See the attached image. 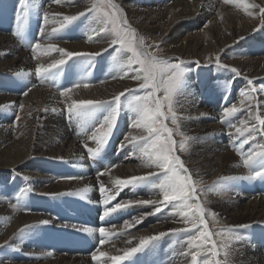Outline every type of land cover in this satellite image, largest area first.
<instances>
[{"label": "bare ground", "instance_id": "bare-ground-1", "mask_svg": "<svg viewBox=\"0 0 264 264\" xmlns=\"http://www.w3.org/2000/svg\"><path fill=\"white\" fill-rule=\"evenodd\" d=\"M16 2H20V5L17 4L19 10H13L12 5ZM22 3L27 7L26 15L36 19L35 41H38L39 49L35 47L36 44H33V48L23 49L18 32H11V25L8 26L10 18L27 12ZM93 3L94 0H61L59 4L53 0H0V12L7 21L0 23V246L5 243H9V246L15 243L22 248L25 246L23 255L16 250L14 256L11 247L10 256L8 253H5L6 258L0 255V264H19L16 262L20 261H23L21 264H98L93 259V253L123 255L125 248L138 246L140 237L160 232L168 234L143 246L141 252L134 253L121 264H143L147 258L152 264L160 260L162 264H190V258L181 254L188 250L190 237L187 231L170 232L173 228L184 229L188 225L181 217L173 218L166 213L171 205L166 202L159 205L138 203L163 199L157 195L163 174L155 167H146L138 146L125 140L129 133L136 137L147 135L146 129L132 126L138 118L133 108L125 110L119 103L117 123L107 142L117 139L116 150L109 158V161H113L110 170L98 175L86 167L85 157L90 155L84 142L87 145L95 144L89 136L116 107L112 102L114 96L135 84L133 74L129 72L127 76L124 75L123 69L118 66L125 64L129 55L125 52L118 54L116 46H110L112 35H97L94 13L86 12ZM114 4L122 10L120 14L127 23L137 28L138 37H142L143 41L148 39L153 46L161 45L158 51L155 50L157 57L180 58L190 62L208 58L202 63V70L207 71L208 76L191 72L192 76L185 77L174 97L173 109L178 120L184 121L187 136L193 139L192 151L186 154V150H182L179 157L191 171L193 179L201 182L199 186L205 187L203 198L198 193L203 204L201 206L216 208L220 213L219 224L224 227L248 225L228 234H216L212 230L216 239V258L222 264L225 260L227 264H264V226L257 225L264 224L260 220L264 219V188L258 185L262 180L256 179L258 177L231 178L249 175V169L240 163L241 153L236 150L247 133L240 136L235 128H228L231 123L241 129H251L253 125L259 127L256 116L264 119V91L261 90L264 88V19H261L264 0H229L228 3L225 0H114ZM253 4L259 7L253 8ZM45 12L49 14L48 24H44ZM80 12L85 13L60 29L58 21L63 16ZM196 16L203 21L196 20ZM184 19L189 20H185L187 24H181ZM42 27L51 33L42 36ZM56 29L59 31H54ZM191 29L193 32L189 31ZM89 35L92 36L91 40ZM53 45L65 52L87 55L68 57L55 48L49 50ZM96 53L99 54L92 55ZM213 54H220V64L228 67L217 65ZM60 59H64L65 63L49 69L43 74V80L38 81L42 74L36 73L35 69L41 64L48 67ZM233 68L239 70L240 75L233 72ZM77 70L82 73L77 80L85 85L68 90L67 96L62 95L64 90H56L58 82L54 81V75L59 72L78 75ZM226 74L227 81L223 79ZM101 75L102 81H99L98 76ZM94 78L99 83H94ZM253 88L255 92L251 91ZM242 92L248 95L242 96ZM79 100L106 102L93 107L88 116L86 112L83 115L68 113L69 104ZM241 101H244L243 105ZM233 104L238 109L236 115L222 119L223 109ZM253 143L264 144L259 132L255 134L254 141L250 140L244 145L243 151L247 152ZM137 144L140 142L137 141ZM51 158L72 159L68 162L72 177L57 180L56 169L51 174L44 173L40 160ZM76 164H79L78 167L84 166L85 176L77 175L75 167H72ZM251 167L254 171L264 168V156L257 157ZM150 172L153 175L146 179L129 184L118 193L114 191L116 179L147 176ZM16 173L25 175L30 182H26L24 188H16L15 183H11L12 188L5 186ZM101 182L108 190L103 193L102 200ZM247 182L255 184L244 185ZM28 185L35 189H29ZM79 188L86 191L73 197L80 191L77 190ZM47 193L61 200L65 208L70 209L73 198L87 204L94 221H98L99 226L105 227L112 235L107 238L105 235L101 246L99 242L95 251L86 257H79L77 253L64 255L46 250L49 246H43L42 242L36 244L42 249L35 251V243L47 239L46 235L40 237L46 229L44 231L43 228V232L42 228L31 227L37 222L41 224L44 220H52L45 213L59 219L47 206L52 201L44 199ZM113 196L114 199L110 198ZM105 199H108L107 207L129 201L132 203L103 217ZM45 207L47 209L44 210ZM158 207L160 211H156ZM111 210L107 209L109 212ZM133 218L142 219L126 228V222H131ZM82 220L93 221L91 217H83ZM118 221L121 224L109 227ZM25 226L29 228L20 232ZM93 231L95 233L98 229ZM237 236L241 239H236ZM212 244L205 249L201 247L195 250L199 253L198 262L212 253ZM4 247H0L2 253ZM101 260L111 264L107 256L101 257Z\"/></svg>", "mask_w": 264, "mask_h": 264}, {"label": "snow or ice", "instance_id": "snow-or-ice-1", "mask_svg": "<svg viewBox=\"0 0 264 264\" xmlns=\"http://www.w3.org/2000/svg\"><path fill=\"white\" fill-rule=\"evenodd\" d=\"M54 3L59 4L61 0H53ZM229 0H225V3H228ZM253 8L259 7V5L253 4ZM110 8V10H109ZM93 12V19L96 21L98 25L97 35L99 33H107L113 36V39L110 42V46H118L115 47L117 53L126 52L130 53L128 59L125 64L118 65L124 75H128L129 72L133 74L132 78L137 80H143L144 82L140 84V88L146 90V94L143 96H134V100L129 102V107L133 108L134 111L138 114V118L134 121L133 127H142L146 129L147 135L136 137L129 133L126 136L125 140L137 145L139 148V152L141 154L142 163L149 168L155 167L160 170V173L163 174V180L158 185L159 192L158 196H162V200H147L139 201L138 203L144 204H154L159 205L163 203H167L172 205L177 214L181 217V220L185 224H190L193 229H203L198 231V235L191 236L188 241V250L186 252L181 253L185 257L190 258V264H222L219 260H213L209 262L207 258L198 262L199 253L195 251L203 246L204 240H210L211 236L207 230V224L205 222V211L201 204L199 203V197L197 195V189L201 182L193 179V175L191 171L185 167V162L181 160V158L175 154L176 152V143L172 139L173 129L168 128L163 121L171 117L172 123L177 125L178 130V116L175 111H173V97L177 93V90L182 82V79L185 75V68L182 67L184 64L183 61L180 63H170L168 60L160 59L155 54L148 50V46L144 45V41L142 37H137L135 34V30L131 29V26L127 23V21L120 14L122 10L118 8L115 4H110V2H97L93 3L91 7H89L86 12ZM85 12H80L77 15H69L63 16L58 22L60 29L64 28L67 24L77 19L80 15H83ZM251 14V13H249ZM49 14L47 12L44 13V24H48ZM261 19H264V8H261ZM54 31H59L56 29ZM46 32L42 27L41 35L43 36ZM90 40L92 36L88 37ZM35 47L37 49L40 48L39 44H36ZM55 48L56 51L61 52L63 55L68 57H73L76 55H87L73 52H65L63 49H59L56 46H51L49 50ZM99 53L92 54L98 55ZM65 63L64 59L56 60L48 67H45L43 64L38 66L35 71L36 73L42 74L41 79L43 80V74L47 73L49 69L56 68L58 65H63ZM215 63L220 66L228 67L227 65H221L219 61V57L216 58ZM134 65H139V67H134ZM237 75H240L239 70L233 68L231 69ZM248 80L247 77H245ZM249 84L252 83L251 80L248 81ZM150 89V90H149ZM163 90L164 96L163 98L157 97L156 92L158 90ZM264 91V88L261 89ZM255 92V88L251 90ZM64 96H67L68 90H65L61 93ZM124 93H120L119 95L114 96L112 102L116 105L113 108L111 113L105 117L103 122L99 125L98 128H95L92 131L89 139L95 142L96 147H88L85 145L88 154L91 157H96L102 148L107 144L114 126L117 123L118 118V106L121 96ZM242 96H247L248 93L242 92ZM106 101L102 100H79L72 101L68 106V112H77L81 113L85 109L93 108L99 104H102ZM241 104H244V101H241ZM154 105V106H153ZM21 107H23L21 105ZM166 107L167 111L163 109ZM237 107L233 104L231 107H225L223 109L222 119L226 120L227 117L233 115L237 112ZM255 119L258 122L259 127L253 125L251 129L247 127L241 129L236 127L235 125L229 123L228 128L231 130L235 128V132L240 134V136H244V133H247L246 138L240 143V145L236 148L238 152L241 153V165L249 169V175L246 177H231V178H255L258 176H264V168L259 171H253L251 165L252 162L259 156H264V144L253 143V146L247 151H243V147L245 144H248L250 140H255V134L257 132L260 133L261 138L264 139V119L256 116ZM160 123H157V122ZM241 123H244L241 121ZM183 135V133H181ZM231 135V132H230ZM161 137H164L161 140ZM137 141L140 144H137ZM179 147L181 149L184 148V141H181ZM109 171L108 168L105 169L103 173H98V175L106 174ZM153 175V173H149L147 176H133L129 179H116L114 184V191L119 192L121 188L133 184L139 181L146 179L147 177ZM227 179V178H222ZM86 191V190H85ZM108 190L104 187L103 183L100 184V192L105 193ZM202 191V189H201ZM56 195V194H55ZM175 197V198H173ZM114 199L113 197H110ZM132 202L129 201L127 203H119L120 208H126ZM108 199L104 200L105 211L103 212V217H107L110 213H114L119 209L114 211H107V209L114 207H107ZM161 209L158 207L156 211H160ZM187 210V211H186ZM142 218H133L131 222H126L125 227H131L134 224L140 222ZM41 223L47 224L50 223L48 220H44ZM29 226H26V228ZM240 227H248V225H239L236 228L229 229V231H235V229ZM87 232H92V228L84 229ZM23 231V230H21ZM184 231L181 228H173L170 230L171 233H180ZM99 232L102 234L101 243L104 242L103 237L107 235H112V233H108L107 229L101 227L99 228ZM168 233L160 232L157 235H148L139 238V244L137 247H127L123 250V255H109L106 252H100L98 255L93 253V259H95L98 264H106L105 261L101 260V257L108 258L111 261V264H121V261L128 259L134 253L140 251V249L163 237ZM236 239H241V237L237 236ZM216 245L213 242L212 244V255H216L215 252ZM227 256V253H225ZM223 264H227L225 260Z\"/></svg>", "mask_w": 264, "mask_h": 264}, {"label": "rangeland", "instance_id": "rangeland-1", "mask_svg": "<svg viewBox=\"0 0 264 264\" xmlns=\"http://www.w3.org/2000/svg\"><path fill=\"white\" fill-rule=\"evenodd\" d=\"M97 2H110V4H114V0H94V3H97ZM17 4H19L20 5V2H16L15 3V5H12V7H13V10H19V6H18V8H17ZM22 5L24 6V4L22 3ZM24 8H26V11H27V7L26 6H24ZM109 10H110V8H109ZM26 14H28V11L27 12H24V13H19V15H16V17H13V18H10V23H8L9 25L8 26H12L14 29H16L17 28V32L18 33H20L21 31H19L20 29H21V24L22 25H24V24H26V23H28V22H35V20L34 19H32V18H30L29 17V15H26ZM196 17H198V16H196ZM195 18V17H194ZM4 19V22L6 21V19H5V17L3 18ZM200 20V21H203V19H200L199 17L198 18H196V20ZM16 20H18V23H17V26H16V24H15V21ZM185 20L186 19H184V21H182V23L181 24H185L187 21H189L188 19L186 20V22H185ZM8 21V22H9ZM7 22V21H6ZM129 24V23H128ZM187 24V23H186ZM130 26H131V29H134L135 30V34H136V36L138 37V30H137V28L135 27V26H133V24L131 23V24H129ZM39 30V29H38ZM193 29H191V30H189V31H192ZM186 32H187V30H185ZM193 32V31H192ZM139 38V37H138ZM171 40V39H170ZM245 39L243 38V41H244ZM19 41H20V45L22 46V48L23 49H25V48H28V47H30V48H33L34 47V45L33 44H36L38 41H33L31 44L30 43H27L26 45H25V43L24 42H22L20 39H19ZM170 42V41H169ZM30 44V45H29ZM144 45H146V46H148L149 47V51L150 52H152L153 54H156L155 53V50H159L160 49V47H161V45H157V47L154 45L153 46V43H151V42H149V40L147 39L146 41H144ZM116 47H118V46H116ZM116 49V48H115ZM156 51V52H157ZM125 54H127V55H130V53H126L125 52ZM217 57H220V54H213V58L215 59V58H217ZM158 58H160V59H165V60H168L170 63H180L181 61H183L184 62V64L182 65V67H184L185 68V75H184V77H183V79H182V81L185 79V77L187 76V75H191V72H195V74L194 75H196V74H198V73H202L203 74V77L204 76H208V72L207 71H204L203 72V70H202V68H204V66H202V63L203 62H206L207 60H208V58L207 59H205V60H203V61H200V62H195V61H185V60H182V59H180V58H162V57H158ZM204 59V58H203ZM135 67H139V65H135ZM196 69V70H195ZM78 71V75H76V74H74L73 72H68V73H70L71 75H69L70 77H72V75H74L75 77H76V82H75V84L76 85H73L72 87H68V88H66V89H64V91L65 90H70V89H72V88H76V87H79V85H85V84H82L81 82H79L78 80V77L82 74L79 70H77ZM62 76L63 75V72H59V73H57V74H55L54 75V81L55 82H59V79H58V81H57V78L59 77V76ZM13 76H15V75H12V77ZM192 76V75H191ZM100 79H99V81L101 80L102 81V77H103V75H101V76H98ZM73 78V77H72ZM225 78V81H227V78H228V74H226L225 75V77H223V79ZM78 79V80H77ZM95 82L94 83H99L98 82V80L96 79L95 80V78L93 79ZM144 81L141 79V80H137V79H135V81H134V85L132 86V87H130L129 89H127V90H125L124 92H122V93H124V95L123 96H121V98H120V101H119V103H120V105H122L123 107H124V109L125 110H129V109H132L131 107H129V102L130 101H133L134 100V96H137V95H139V96H143V95H145L146 94V90H144V89H141L140 88V84L141 83H143ZM213 84H215V82H212ZM181 84H182V82H181ZM181 84H180V86H179V88H178V90L180 91V88H181ZM43 86L44 87H46V88H49V86L48 85H46V84H43ZM32 89V88H31ZM30 90V89H29ZM28 90V91H29ZM150 90V89H149ZM177 90V92H179ZM28 91H26V92H28ZM156 95H157V97H160V98H163V96H164V93H163V90L161 89V90H158L157 92H156ZM17 96H21L20 94H17ZM175 97V96H174ZM174 97H173V102H174ZM154 106V105H153ZM91 110H92V108H90V109H88L87 111H84L83 110V112H81V113H77V112H73V113H75V115H83L84 114V112H86L85 114H87V116L88 115H90L91 113ZM164 111H167V109H166V107L163 109ZM173 111H174V109H173ZM69 113V112H68ZM82 117V116H81ZM101 122H103V120L101 121ZM184 121L183 120H178V130H177V125H174L173 123H172V120H171V117L169 116V118L168 119H166V120H164L163 121V123L168 127V128H170V129H173V135H172V139L175 141V143H176V152H175V154L176 155H180L181 156V151L183 150V151H185V153L186 154H188L190 151H192V145H193V142H192V137H189V136H187V130H186V127H185V124L183 123ZM157 123H160L159 121L157 122ZM181 133H183V135H181ZM146 136V135H145ZM111 139V138H110ZM164 139V137H161V140H163ZM181 141H184V148L183 149H181L180 147H179V145H180V143H181ZM84 145H87V142H84ZM108 145H110V146H108V148H109V157H108V161H109V158H110V155L116 150V146H117V139H115L113 142H110L109 141V143H108ZM88 147H92V148H95L96 147V144H90V143H88V145H87ZM194 147H195V145H194ZM102 151V150H101ZM180 152V153H179ZM72 159H70V158H63V159H41L40 160V163H41V167L42 168H44V173L46 172V174H51L52 173V170H54V169H56L57 170V165L58 164H61V165H63V167L65 166V169H64V171H66V172H70V175H64V176H57L58 177V179L57 180H62V179H64V178H71L72 177V171L70 170V168H71V166H69V165H66L65 163H68L69 161H71ZM63 162H65V163H63ZM69 164V163H68ZM78 166H79V164H76L75 166H72V167H75V170L78 168ZM47 168V169H46ZM107 167L105 166V167H103V168H101L100 170H99V172L101 171V173H103L104 171H105V169H106ZM82 169H84L83 167H82ZM85 170V169H84ZM43 171V170H42ZM254 171V170H253ZM54 173H55V175H56V171H54ZM85 175H86V173H85ZM84 175V176H85ZM14 176V177H13ZM10 179H9V182L8 183H6V185L5 186H8V187H13L12 186V184L11 183H14L13 181H17L16 183H17V187L16 188H19L18 186H20L21 185V187L22 188H24L25 186H26V182H30V179L28 180V177H26L25 175H23V174H18V173H16V175L14 174ZM56 177V178H57ZM12 179V180H11ZM11 181V182H10ZM8 184H11V185H8ZM250 184H255V183H252V182H247V183H244V185H250ZM28 187H29V189L31 188L32 190H34L35 189V187L34 186H32V185H28ZM15 188V187H14ZM106 188V187H105ZM84 189V190H83ZM83 189H81V188H79V189H77V190H80L79 192H77L76 194H75V196H73V194H72V196L73 197H77L78 196V194L80 193V192H84L86 189L85 188H83ZM107 189V188H106ZM201 189H202V192H201ZM107 193V192H106ZM198 193H200V195H201V198H203V193H205V187L204 186H199L198 187V189H197V195H198ZM41 194V193H40ZM44 199L45 198H47V199H50V200H55V201H57V202H53V201H51V202H53V203H56V204H58L59 206L60 205H62L61 204V200H59V199H54V198H52L51 196H50V194H44ZM173 198H175V197H173ZM33 200H35V201H38V199H33ZM199 203L201 204L202 203V201L201 200H199ZM201 205H203V204H201ZM203 209H204V211H205V222H206V224H207V230H208V233H209V235L211 236V239L210 240H204L203 241V246H202V248H207L208 247V244H210V243H212V242H214L216 239H214V237H213V232H212V230L213 231H215L216 232V234H221V233H226V234H228V233H232V232H234V231H229V229H233V228H236V226H227V227H224L223 225H221V224H219L220 222H219V216H220V213H219V211L215 208V209H211V208H207V207H205V205H204V207H203ZM187 211V210H186ZM166 213L170 216V217H173V218H175L176 216H178V217H180L178 214H177V211H176V209L171 205L170 207H168V209H166ZM46 215H48V216H50L51 218H52V220H49L50 221V223H48L47 225L46 224H44V223H41L42 225L44 224V226L43 227H41L42 225L41 224H39L38 222L36 223V224H34L32 227H31V229H40V228H42L41 230L43 231V228H44V231H45V229H46V232H44L45 234H41L40 235V237H42V235H46V237H47V239L45 238V237H43V238H45V240H42V241H40V242H36L35 243V246H33L34 248L33 249H35V251H37V250H40V248L41 247H37V245L36 244H41V242H42V245H45V241H46V243L47 242H50L51 241V239L49 240V238L51 237L50 235H52V233H53V230H58V231H60L61 230V228H67L66 230H64V229H62L61 231L63 232L62 233V235L63 234H65L66 232H71L69 229V225H66V223H64V222H62L60 219H56L54 216H52V214H50V213H45ZM209 217H210V219L211 220H209ZM216 217H217V221H215V219H216ZM210 221V223H209V221ZM261 221L263 220L264 221V219H260ZM65 224V225H64ZM119 224H121V221H118V222H115L114 224H111V225H109V227H111V226H116V225H119ZM213 224V225H212ZM46 225V226H45ZM77 225V224H76ZM188 225V227H186V228H184V230L185 231H187V236L188 237H191V236H195V235H198V231L199 230H203L202 228L201 229H193L192 227H191V225L190 224H187ZM258 226H260V227H263L264 226V224H257ZM29 227H27L26 228V226H25V229L23 228V231L24 230H26V229H28ZM87 227H83V229H79L80 231L82 230V231H85L84 229H86ZM212 228V229H211ZM22 230V229H21ZM20 230V232H22ZM78 231V229L77 228H74L73 229V232H77ZM52 237H53V235H52ZM226 236H223V238H225ZM54 238V237H53ZM159 239H161V238H159ZM159 239H157L156 241H158ZM49 240V241H48ZM207 242H209V243H207ZM54 243V241H52V244ZM8 244V245H7ZM14 244V245H13ZM13 244H11L10 243V246H9V243H5L4 244V246L2 245V246H0V247H4L5 249H4V253H2V250L0 251V255H4L5 257L4 258H6L7 257V255H5V253H8V256H10L9 255V253L11 252V251H9V250H11V247H12V252L11 253H13V255L12 256H14V253H17L16 252V250L18 251V253H20L21 255H23V253L25 252L24 250V248H25V246L22 248V247H20V246H18L17 244H15V243H13ZM206 244V245H205ZM13 245V246H12ZM205 245V246H204ZM19 247H20V249H19ZM8 248V249H7ZM14 248V249H13ZM36 248H38V249H36ZM24 249V250H23ZM7 250L9 251V252H7ZM46 250H51V251H54V252H58V253H61V254H64L65 255V253H63V252H60V251H58V250H55L53 247H51V248H46ZM6 251V252H5ZM15 251V252H14ZM217 255V254H216ZM79 257H81V256H79ZM217 256H214V255H212V253H209V254H207L206 255V257H204V259L205 258H207V260L209 261V262H211V261H213V260H218V258H216ZM16 263H19V264H21V263H23V261H20V262H16Z\"/></svg>", "mask_w": 264, "mask_h": 264}, {"label": "clouds", "instance_id": "clouds-1", "mask_svg": "<svg viewBox=\"0 0 264 264\" xmlns=\"http://www.w3.org/2000/svg\"><path fill=\"white\" fill-rule=\"evenodd\" d=\"M145 203H147V201H145ZM120 208V205L119 204H117L116 206H115V208L114 209H112L111 211H114V210H116V209H119Z\"/></svg>", "mask_w": 264, "mask_h": 264}]
</instances>
